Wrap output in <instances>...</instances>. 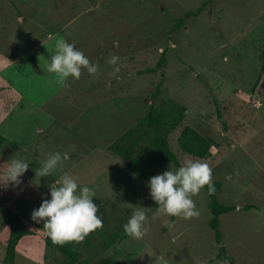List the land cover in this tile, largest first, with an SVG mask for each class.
Wrapping results in <instances>:
<instances>
[{"label":"rangeland","instance_id":"rangeland-1","mask_svg":"<svg viewBox=\"0 0 264 264\" xmlns=\"http://www.w3.org/2000/svg\"><path fill=\"white\" fill-rule=\"evenodd\" d=\"M179 29L173 21L195 12ZM75 44L97 65L79 79L59 82L48 71L57 40ZM264 0H0V56L17 60L0 75L21 102L0 124V201L40 235L31 219L49 186L67 173L95 192L102 227L71 242L81 264L111 257L127 264H223L216 258L214 233L204 191L192 199L199 216L185 219L156 214L147 182L137 179L111 149L118 138L144 119L151 104L172 100L185 109L180 126L166 134L180 164L197 160L177 144L190 126L214 141L209 155L218 200L234 210L220 216L222 242L234 264H264ZM162 51L166 64L153 68ZM117 56L119 71L108 63ZM162 80L160 95L153 100ZM257 104H260L259 107ZM141 146L149 144L148 138ZM55 151L67 153L63 167L39 177L36 169ZM13 156L29 163L13 187L2 173ZM172 164L154 170L162 173ZM254 208L243 210L244 206ZM148 216L140 239L123 225L140 207ZM9 228L0 211V260ZM14 264H70L41 237H23Z\"/></svg>","mask_w":264,"mask_h":264},{"label":"clouds","instance_id":"clouds-1","mask_svg":"<svg viewBox=\"0 0 264 264\" xmlns=\"http://www.w3.org/2000/svg\"><path fill=\"white\" fill-rule=\"evenodd\" d=\"M55 49L48 59V71L54 73L59 82H65L69 77L79 79L82 68L89 74L97 73V65L91 63L75 44L59 39ZM118 59L113 55L108 61L110 65L115 66L113 74L119 71ZM67 158V153H50L41 166L34 170L35 175L51 176L57 168L63 167V161ZM28 168L26 159L13 156L7 161L2 177L7 184L16 187L22 183L21 178ZM147 186L151 199L157 206L156 214L185 219L200 214L192 199L194 195L205 186L209 195L216 191L211 167L199 159L185 160L176 169L169 166L162 173L150 177ZM48 195L50 198L42 197L40 206L32 210L31 219L37 224H43L53 244L79 243L90 232L102 227V217L98 214L99 205L93 200L95 192L89 186H78L77 181L65 173L58 183L49 186ZM147 223V213L144 207L140 206L130 215L123 229L128 236L140 239L147 231ZM223 264H228V261H223Z\"/></svg>","mask_w":264,"mask_h":264},{"label":"trees","instance_id":"trees-1","mask_svg":"<svg viewBox=\"0 0 264 264\" xmlns=\"http://www.w3.org/2000/svg\"><path fill=\"white\" fill-rule=\"evenodd\" d=\"M202 10L197 8L195 12L187 11L181 18L173 21V28L179 29L186 20L191 16L198 14ZM166 64V52L162 51L158 61L153 68L145 70V73H156L161 71ZM264 73V49L261 53L260 74ZM162 80L156 85V90L152 94V99L155 100L160 95ZM185 109L179 106L172 100L165 101L162 104H151L141 123L125 131L111 147L112 151L124 162L125 167L134 174L139 180L148 182L149 178L154 176V170L160 168L166 163L172 164L175 169L181 166L176 155L171 151L167 141L166 134L175 130L181 125ZM149 144L146 147L141 146V142L146 136ZM5 139L0 135V149L4 146ZM177 144L180 150L189 156L203 159L207 157L214 146V141L199 133L190 126H184L179 132ZM216 191L209 195L207 186L201 190L207 194L208 209L210 219L208 221L209 228L214 233V240L218 247L216 258L222 262L227 260L228 264H234L233 259L227 253L222 242V233L220 231V216L235 209L233 206H228L218 200V192L221 189L219 181H213ZM254 206L247 205L243 210H249ZM0 211L5 217L8 224L9 233L6 240L5 253L0 260V264H14L16 255V246L19 241L25 237H41L49 246L55 247L63 256H65L70 264H81L78 261L77 254L71 247V242L64 244H53L52 240L40 235L36 231L29 228L21 217L12 208L7 206L3 201H0ZM174 217H171L173 220ZM129 237L126 233L118 237V242ZM96 264H127L112 259L110 256L102 258Z\"/></svg>","mask_w":264,"mask_h":264},{"label":"crops","instance_id":"crops-1","mask_svg":"<svg viewBox=\"0 0 264 264\" xmlns=\"http://www.w3.org/2000/svg\"><path fill=\"white\" fill-rule=\"evenodd\" d=\"M3 57L0 56V73L4 69L2 66L9 65L15 63L17 60H10V59H2ZM21 95L19 92L6 80L3 76L0 75V124L6 116L9 115V112L12 111L20 102H21ZM8 114V115H7Z\"/></svg>","mask_w":264,"mask_h":264},{"label":"built area","instance_id":"built-area-1","mask_svg":"<svg viewBox=\"0 0 264 264\" xmlns=\"http://www.w3.org/2000/svg\"><path fill=\"white\" fill-rule=\"evenodd\" d=\"M259 107L261 106L260 104H257ZM263 109H264V106H263Z\"/></svg>","mask_w":264,"mask_h":264}]
</instances>
